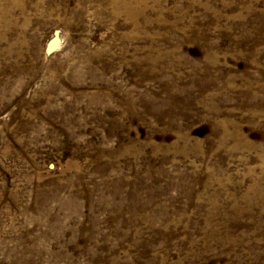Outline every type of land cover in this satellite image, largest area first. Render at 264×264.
Listing matches in <instances>:
<instances>
[{
	"label": "rangeland",
	"instance_id": "374dc122",
	"mask_svg": "<svg viewBox=\"0 0 264 264\" xmlns=\"http://www.w3.org/2000/svg\"><path fill=\"white\" fill-rule=\"evenodd\" d=\"M131 1L0 0V264H264V0Z\"/></svg>",
	"mask_w": 264,
	"mask_h": 264
},
{
	"label": "bare ground",
	"instance_id": "6f19581e",
	"mask_svg": "<svg viewBox=\"0 0 264 264\" xmlns=\"http://www.w3.org/2000/svg\"><path fill=\"white\" fill-rule=\"evenodd\" d=\"M13 1V0H12ZM115 1V0H114ZM125 11L131 10V0H117ZM134 3V2H133ZM116 4V3H115ZM118 4V3H117ZM16 5V4H15ZM17 7V6H16ZM21 7V6H20ZM51 47V46H49Z\"/></svg>",
	"mask_w": 264,
	"mask_h": 264
}]
</instances>
